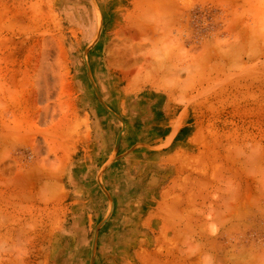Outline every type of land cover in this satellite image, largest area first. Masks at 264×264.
<instances>
[{"label": "rangeland", "instance_id": "1", "mask_svg": "<svg viewBox=\"0 0 264 264\" xmlns=\"http://www.w3.org/2000/svg\"><path fill=\"white\" fill-rule=\"evenodd\" d=\"M27 1L0 0V264H264V0Z\"/></svg>", "mask_w": 264, "mask_h": 264}, {"label": "bare ground", "instance_id": "2", "mask_svg": "<svg viewBox=\"0 0 264 264\" xmlns=\"http://www.w3.org/2000/svg\"><path fill=\"white\" fill-rule=\"evenodd\" d=\"M32 9H34V8H32ZM36 9V8H35ZM40 9V8H39ZM36 10H38V9H36ZM35 10V11H36ZM34 10H32V12H33ZM36 14V13H35ZM34 14V15H35ZM36 17H37V15H35ZM34 16V17H35ZM43 16H45V15H43ZM122 36V35H121ZM124 36V35H123ZM122 36V37H123ZM125 36H127V35H125ZM124 36V37H125ZM130 38V37H129ZM129 38H127V39H124L123 38V40L122 41H119L118 40V42H117V44H116V47H115V49H116V51H115V53H114V57L115 56H117V57H115V58H111V60H113V61H115V62H118L117 64L118 65H120V66H122V65H124V66H128V67H130V69L131 68H133V67H140V66H142V65H140V66H138V65H136V64H134L135 63V61L134 60H137L138 61V59H136L137 57L135 56V54H136V52H137V50H136V47H135V44H134V41L133 40H131V39H129ZM125 40H127V42H125ZM130 40V41H129ZM129 41V42H128ZM137 44V43H136ZM140 51V50H139ZM137 54H138V52H137ZM139 55V54H138ZM140 56V55H139ZM134 57H136L135 59H134ZM118 58V59H117ZM139 58V57H138ZM141 58H142V56H141ZM140 60V59H139ZM142 60H143V58H142ZM142 60H140V61H142ZM145 60V59H144ZM140 61H138L139 62V64H140ZM147 61V60H146ZM148 62V61H147ZM137 63V62H136ZM142 63V62H141ZM144 64V63H143ZM123 67V66H122ZM129 69V70H130ZM143 68H141V70H142ZM145 70V68L143 69V71ZM146 71V70H145ZM140 71H138L136 74L137 75H139L140 73H139ZM131 73V72H130ZM143 73V72H142ZM141 73V74H142ZM128 74H129V71H128ZM136 75V76H137ZM136 76H134V78H133V75L131 76L133 79H132V81L131 82H133L134 83V81L136 82V80L139 78H136ZM143 77H141V78H139L138 80H141ZM48 183V182H47ZM44 185V184H43ZM45 188L47 187V186H44ZM44 188V189H45ZM43 189V190H44ZM23 210V209H22ZM21 210V211H22ZM24 212V211H23ZM24 214V213H23ZM20 217V216H19ZM15 219V218H14ZM27 219V218H26ZM20 220V219H19ZM30 220V219H29ZM38 221V220H37ZM28 223V222H27ZM33 228V227H32ZM38 228V227H37ZM24 229H25V227H24ZM47 229V228H46ZM28 230V229H27ZM28 232V231H27ZM22 233V232H21ZM40 233V232H39ZM46 233V232H45ZM37 234V233H36ZM41 234V233H40ZM38 247V246H37ZM7 260V259H6ZM9 260H11V259H9ZM8 260V261H9ZM10 262V261H9ZM17 262V261H16ZM39 264V263H38Z\"/></svg>", "mask_w": 264, "mask_h": 264}, {"label": "crops", "instance_id": "3", "mask_svg": "<svg viewBox=\"0 0 264 264\" xmlns=\"http://www.w3.org/2000/svg\"><path fill=\"white\" fill-rule=\"evenodd\" d=\"M26 3H28L29 14H30V18L32 21L37 19V18H34V16H35L34 13L37 11L36 9L38 8L37 7L35 9L34 7L37 5L42 6L43 10L45 11L44 14H46V15L50 14V19L53 20V15L56 11V6H57L56 0H28ZM32 8H34V9H32ZM32 10H34V11L32 12Z\"/></svg>", "mask_w": 264, "mask_h": 264}]
</instances>
